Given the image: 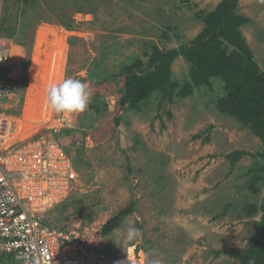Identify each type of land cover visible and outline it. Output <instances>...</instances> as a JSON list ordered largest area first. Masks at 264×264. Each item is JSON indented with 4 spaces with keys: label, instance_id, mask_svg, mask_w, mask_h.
<instances>
[{
    "label": "rangeland",
    "instance_id": "374dc122",
    "mask_svg": "<svg viewBox=\"0 0 264 264\" xmlns=\"http://www.w3.org/2000/svg\"><path fill=\"white\" fill-rule=\"evenodd\" d=\"M222 1H5L6 26L16 27L25 45L10 40L17 98L8 114L18 120L15 137L48 125L46 105L73 125L58 139L76 159L81 182L45 215L48 223L103 228L135 202L107 237L114 256L136 264H239L213 251L247 247L261 215L247 218L245 209L261 205L264 182L257 193L249 188L248 171L261 160L245 156L232 167L227 155L263 148L250 129L218 109L223 81L214 78L183 99L176 93L161 107L156 92L141 111H121L123 81L115 79L122 64L147 61L153 46L165 51L188 44L204 26L196 15ZM239 13L250 19L241 31L264 71V0H240ZM189 69L184 57L172 65L178 90ZM96 96L108 106L98 114L89 107Z\"/></svg>",
    "mask_w": 264,
    "mask_h": 264
},
{
    "label": "trees",
    "instance_id": "16d2710c",
    "mask_svg": "<svg viewBox=\"0 0 264 264\" xmlns=\"http://www.w3.org/2000/svg\"><path fill=\"white\" fill-rule=\"evenodd\" d=\"M23 1L25 4L30 2ZM239 2L240 0H223L214 11L199 12L196 16L203 22V29L188 44L165 51L153 46L147 61L137 57L131 64H122L120 73L115 78H121L123 81V90L117 104L121 111H141L154 94L159 92L161 107L168 98L172 102L176 93L183 99L193 95L199 88L211 86L214 78H220L224 83L225 94L218 100V109L250 129L262 143L261 152L254 154L236 150L227 155L232 167L245 156L261 160L248 171L249 188L257 193L258 185L264 182V71L241 31L250 19L239 13ZM7 21L9 19L3 17L2 36L15 40L16 44L23 47L22 35L18 34L16 27H7ZM68 27L72 28L71 25ZM180 57L187 60L190 69L188 80L178 90L179 83L174 79L172 65ZM89 107L98 114L108 106L104 99L96 96ZM114 120L115 125L120 126L122 116H117ZM65 134L68 133L64 131L63 135ZM200 138V135L195 137ZM205 140L209 142L210 138ZM74 161L76 168L80 170L76 159ZM135 206L136 203L133 202L131 206L109 219L103 227L104 235L108 236L118 228L124 217L134 212ZM245 213L247 218L261 215L254 223L255 231L249 238L247 247L242 250H216L213 254L216 258L226 255L239 264H264V197L261 205H250L245 209ZM116 257L120 258L119 255ZM5 258L1 256L0 262Z\"/></svg>",
    "mask_w": 264,
    "mask_h": 264
},
{
    "label": "built area",
    "instance_id": "2783aa9c",
    "mask_svg": "<svg viewBox=\"0 0 264 264\" xmlns=\"http://www.w3.org/2000/svg\"><path fill=\"white\" fill-rule=\"evenodd\" d=\"M4 3L0 0V257L6 258L0 264H136L110 254L103 228L95 223L67 230L45 220L81 182L57 138L73 125L46 105L42 122L48 125L20 141L15 137L18 120L8 112L17 98L16 78L10 71L12 44L1 34Z\"/></svg>",
    "mask_w": 264,
    "mask_h": 264
},
{
    "label": "clouds",
    "instance_id": "9594fccd",
    "mask_svg": "<svg viewBox=\"0 0 264 264\" xmlns=\"http://www.w3.org/2000/svg\"><path fill=\"white\" fill-rule=\"evenodd\" d=\"M9 40H10V39H9ZM11 41H12V40H11ZM65 131H67V130H65ZM63 132H64V131H62V133H61L62 135H61V136H64V135H63ZM42 133H43V132H42ZM57 138H59V136H58ZM64 203H65V202H64ZM64 203H63V204H64ZM48 225L52 226L50 223H48ZM107 237H108V236H106V238H107ZM108 251L110 252V254H112V253H111V250L109 249V245H108ZM134 254H135V249H134ZM112 255H113V254H112ZM115 257H116V256H115ZM116 258H117V257H116ZM129 258H130V257H129ZM119 259H123V257H120ZM125 259H126V258H125Z\"/></svg>",
    "mask_w": 264,
    "mask_h": 264
},
{
    "label": "bare ground",
    "instance_id": "6f19581e",
    "mask_svg": "<svg viewBox=\"0 0 264 264\" xmlns=\"http://www.w3.org/2000/svg\"><path fill=\"white\" fill-rule=\"evenodd\" d=\"M39 35H40V36H39V40H42V39H43V35H44V33L41 32ZM47 106H48V105H47ZM130 262H131V261H130Z\"/></svg>",
    "mask_w": 264,
    "mask_h": 264
}]
</instances>
